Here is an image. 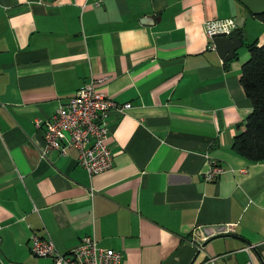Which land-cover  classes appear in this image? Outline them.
<instances>
[{
	"label": "crops",
	"instance_id": "crops-1",
	"mask_svg": "<svg viewBox=\"0 0 264 264\" xmlns=\"http://www.w3.org/2000/svg\"><path fill=\"white\" fill-rule=\"evenodd\" d=\"M248 14L237 0H0L2 264H53L31 254L32 236L60 254L92 237L121 264H264V163L231 147L252 110L247 46L264 45ZM227 19L245 36L225 62L204 23ZM91 79L131 105L108 115L113 167L93 176L73 147L42 156L34 125ZM211 161L223 172L206 182Z\"/></svg>",
	"mask_w": 264,
	"mask_h": 264
},
{
	"label": "built area",
	"instance_id": "built-area-1",
	"mask_svg": "<svg viewBox=\"0 0 264 264\" xmlns=\"http://www.w3.org/2000/svg\"><path fill=\"white\" fill-rule=\"evenodd\" d=\"M88 5L100 6L103 0H87ZM234 24L227 20H208L204 23V32L210 39L209 48L215 49L214 36L219 33L229 34ZM131 108L130 104L119 105L107 96L98 92L95 81L91 79L69 98L60 103L54 115L44 122L34 121L36 128H43L42 138L44 149L42 156L52 149L64 155L66 150L73 147L78 152V164L89 176L98 175L113 167V154L106 145L109 134L107 117L111 112L124 113ZM223 169L216 163L210 162L204 174L206 182L216 180ZM205 238L200 230L192 232L191 244L197 251L204 249ZM31 254L36 258H50L53 264H121L122 254L111 249L99 247L92 237H85L70 253L60 254L50 239L32 236L28 241ZM248 246L245 250L254 249ZM212 257L209 262L215 263ZM0 264H2L0 262ZM247 264H253L249 262Z\"/></svg>",
	"mask_w": 264,
	"mask_h": 264
},
{
	"label": "trees",
	"instance_id": "trees-1",
	"mask_svg": "<svg viewBox=\"0 0 264 264\" xmlns=\"http://www.w3.org/2000/svg\"><path fill=\"white\" fill-rule=\"evenodd\" d=\"M256 17L264 24V13ZM247 49L249 56L241 66L239 83L252 110L245 119L244 130L234 137L231 147L250 163H264V45L254 41Z\"/></svg>",
	"mask_w": 264,
	"mask_h": 264
},
{
	"label": "water",
	"instance_id": "water-1",
	"mask_svg": "<svg viewBox=\"0 0 264 264\" xmlns=\"http://www.w3.org/2000/svg\"><path fill=\"white\" fill-rule=\"evenodd\" d=\"M244 5L250 15L256 16L264 13V0H237ZM236 27L233 28L229 34L219 33L213 38L215 45V51L222 61H229L237 56V51L242 47L241 38L245 36V33L236 31Z\"/></svg>",
	"mask_w": 264,
	"mask_h": 264
},
{
	"label": "rangeland",
	"instance_id": "rangeland-1",
	"mask_svg": "<svg viewBox=\"0 0 264 264\" xmlns=\"http://www.w3.org/2000/svg\"><path fill=\"white\" fill-rule=\"evenodd\" d=\"M1 263H3V262L1 261Z\"/></svg>",
	"mask_w": 264,
	"mask_h": 264
}]
</instances>
